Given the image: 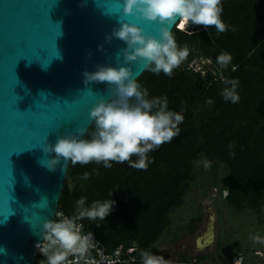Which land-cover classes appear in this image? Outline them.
<instances>
[{
  "label": "trees",
  "instance_id": "trees-1",
  "mask_svg": "<svg viewBox=\"0 0 264 264\" xmlns=\"http://www.w3.org/2000/svg\"><path fill=\"white\" fill-rule=\"evenodd\" d=\"M221 5L228 30L189 24V35L173 27L177 46H188L187 59L171 76L144 70L136 79L148 99L166 97L168 108L184 116L180 134L147 154V170L132 168L127 161H112L110 168L102 162H68L59 209L73 215L81 197L86 198L85 207L114 200L104 221L82 219L84 230L109 252L119 250L138 259L141 249L156 244L171 229L172 214L185 204L200 172L225 192L230 209L256 216L264 239V0H221ZM223 53L232 56L226 68L217 62ZM194 58L212 61L205 73L187 66ZM225 79L238 80V102L222 97ZM94 131L92 121L81 139H91ZM205 159L211 163L207 170ZM85 172L87 179L82 178ZM234 254L227 253V264ZM43 259L37 253L33 264Z\"/></svg>",
  "mask_w": 264,
  "mask_h": 264
},
{
  "label": "water",
  "instance_id": "water-1",
  "mask_svg": "<svg viewBox=\"0 0 264 264\" xmlns=\"http://www.w3.org/2000/svg\"><path fill=\"white\" fill-rule=\"evenodd\" d=\"M124 0H0V264H33L43 220L59 207L68 162L49 170L44 144L86 133L106 83H84L85 70L119 67L126 45L105 37L134 23L158 36L159 24L125 15ZM174 27V25H170ZM173 29V28H172ZM136 79L144 69L130 63ZM65 169V170H64Z\"/></svg>",
  "mask_w": 264,
  "mask_h": 264
},
{
  "label": "clouds",
  "instance_id": "clouds-1",
  "mask_svg": "<svg viewBox=\"0 0 264 264\" xmlns=\"http://www.w3.org/2000/svg\"><path fill=\"white\" fill-rule=\"evenodd\" d=\"M221 12V0H124L123 13H138L146 20L157 22L158 36L145 33L134 23L118 20L120 26L105 39L110 42L115 37L124 42L126 46L120 50L124 63H119L117 55L119 67L97 65L95 71L85 70L83 73L85 84L99 82L109 86V98L99 96L90 109L89 116L95 124L91 139H81L83 133L80 128L75 133H66L58 137L54 145L44 144L43 151L54 152L55 156L40 163L49 170H55L61 158L73 165L102 162L105 168H110L112 161H127L132 168L147 170L150 163L147 154L180 134L179 125L184 116L168 108L166 97L148 99L147 90L137 82L128 65L140 63L144 70L171 76L173 69L187 59L189 49L187 45L177 46L170 25L180 31L187 30L189 35L193 34L188 30L189 24L205 28L214 26L223 33L228 26L222 21ZM231 61L232 56L228 53L217 56L221 67L226 68ZM223 83L226 85L221 92L224 100L238 102V80L225 79ZM133 156L138 159L132 161ZM203 167L207 170L211 163L205 159ZM88 176L85 172L82 178L87 179ZM114 203L112 199L97 200L90 207H85L86 198L81 197L76 201L77 215L69 217L56 211L55 219L43 220L42 239L35 245L45 258L41 264H94L90 260L91 250L96 247L93 234L90 231L83 234V225L77 221L84 218L104 221ZM252 239L255 243L264 244L259 235ZM139 256L141 264H170L168 259L148 249H141Z\"/></svg>",
  "mask_w": 264,
  "mask_h": 264
},
{
  "label": "rangeland",
  "instance_id": "rangeland-1",
  "mask_svg": "<svg viewBox=\"0 0 264 264\" xmlns=\"http://www.w3.org/2000/svg\"><path fill=\"white\" fill-rule=\"evenodd\" d=\"M224 194L212 184L208 175L200 172L185 204L172 214L171 228L195 224L188 243L194 246L198 238L199 244L204 246L211 240L214 250L222 249L217 256L218 264H227L229 251L241 255L245 264H264V244L255 243L252 239L256 235L263 239L262 227L258 225L256 216L251 211L230 209L224 201ZM192 214H195L193 222Z\"/></svg>",
  "mask_w": 264,
  "mask_h": 264
},
{
  "label": "flooded vegetation",
  "instance_id": "flooded-vegetation-1",
  "mask_svg": "<svg viewBox=\"0 0 264 264\" xmlns=\"http://www.w3.org/2000/svg\"><path fill=\"white\" fill-rule=\"evenodd\" d=\"M193 221L194 219H192ZM195 226V224L174 226L149 250L154 254L162 255L170 261V264H218L216 263L217 256L222 249L218 247L214 250L210 243L211 240L207 244L208 246L204 245L205 247L199 244L198 238L194 246L188 243L192 238L191 234L194 232ZM200 256L203 258L198 260ZM123 264H141V261L138 258Z\"/></svg>",
  "mask_w": 264,
  "mask_h": 264
},
{
  "label": "built area",
  "instance_id": "built-area-1",
  "mask_svg": "<svg viewBox=\"0 0 264 264\" xmlns=\"http://www.w3.org/2000/svg\"><path fill=\"white\" fill-rule=\"evenodd\" d=\"M212 61L209 58H194L191 61L187 63L188 67H191L195 71H199L200 73H205V71L208 69L206 67L207 64L211 63ZM57 211L62 212L65 216H75L78 214V211L75 212L73 215H70L62 210L57 209ZM55 219V216L54 218ZM78 224L83 225L82 228V233L87 234L84 230V224L82 220L77 221ZM94 242L96 243V247H94L91 250V255H90V260L94 262V264H123L125 262L131 261L136 259L134 256H124L119 250H114V251H107L104 243L97 238L96 236L93 235ZM37 253H40L38 249L36 248ZM71 259V257H70ZM230 264H245L244 258H242L241 255L239 254H234L232 256Z\"/></svg>",
  "mask_w": 264,
  "mask_h": 264
}]
</instances>
